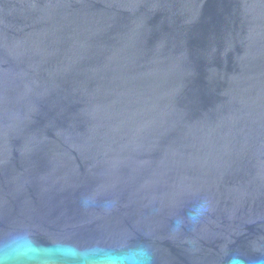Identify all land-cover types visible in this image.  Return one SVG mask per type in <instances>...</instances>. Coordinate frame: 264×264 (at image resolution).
<instances>
[{"label": "water", "instance_id": "1", "mask_svg": "<svg viewBox=\"0 0 264 264\" xmlns=\"http://www.w3.org/2000/svg\"><path fill=\"white\" fill-rule=\"evenodd\" d=\"M24 228L153 264L264 251V0H0V237Z\"/></svg>", "mask_w": 264, "mask_h": 264}, {"label": "clouds", "instance_id": "2", "mask_svg": "<svg viewBox=\"0 0 264 264\" xmlns=\"http://www.w3.org/2000/svg\"><path fill=\"white\" fill-rule=\"evenodd\" d=\"M95 202V194L81 199L87 208ZM115 201L106 202L105 211H111ZM212 202L201 198L194 202L185 215L177 216L172 225L173 232H179L185 224L197 225L212 211ZM256 257L241 251L226 253L225 264H264V251ZM154 254L149 245H125L119 249L101 246L81 247L74 243L56 240L41 243L27 228L18 229L0 237V264H153Z\"/></svg>", "mask_w": 264, "mask_h": 264}]
</instances>
